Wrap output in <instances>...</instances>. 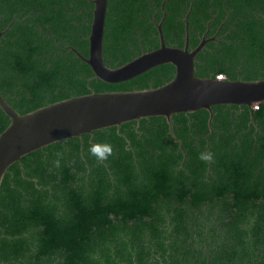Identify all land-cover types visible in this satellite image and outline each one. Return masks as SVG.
I'll use <instances>...</instances> for the list:
<instances>
[{"label": "trees", "instance_id": "16d2710c", "mask_svg": "<svg viewBox=\"0 0 264 264\" xmlns=\"http://www.w3.org/2000/svg\"><path fill=\"white\" fill-rule=\"evenodd\" d=\"M93 0H0V91L20 113L92 91L155 88L161 64L112 83L89 56ZM166 43L196 75L264 78V0H109L103 54L121 66ZM222 29L216 34L217 28ZM216 34V35H215ZM170 45V44H169ZM152 116L23 156L0 188V264H264V104ZM10 118L0 107V132ZM113 155L98 163L92 144ZM211 152L212 162L200 159ZM59 160V165L55 163Z\"/></svg>", "mask_w": 264, "mask_h": 264}, {"label": "water", "instance_id": "95a60500", "mask_svg": "<svg viewBox=\"0 0 264 264\" xmlns=\"http://www.w3.org/2000/svg\"><path fill=\"white\" fill-rule=\"evenodd\" d=\"M93 19L89 34V56L74 51L90 66L95 77L112 83L132 79L165 63L175 67L174 76L155 88L127 91H92L56 101L35 110L20 113L0 91V107L10 124L0 132V188L5 173L26 154L46 145L93 133L97 129L152 116H164L172 130V117L179 112L207 109L212 129L213 106L223 104H264V78L257 80L223 79L196 75L195 58L206 42L204 37L189 49V24L186 23L185 45H167L162 30L164 18L157 23L160 46L143 52L129 62L111 67L103 54L104 30L109 0H93ZM2 30L0 26V43Z\"/></svg>", "mask_w": 264, "mask_h": 264}, {"label": "clouds", "instance_id": "9594fccd", "mask_svg": "<svg viewBox=\"0 0 264 264\" xmlns=\"http://www.w3.org/2000/svg\"><path fill=\"white\" fill-rule=\"evenodd\" d=\"M219 74H223V73H219ZM216 78H217V75H216ZM226 78H224V79H226ZM218 80H223V79H218ZM253 106L254 105H252V107ZM89 153L96 158L98 163H103V162H106L109 159V157L113 155V147L109 143H104L103 145L92 144L89 148ZM199 158L204 160L205 162H212L213 161V154L211 152L201 153ZM55 163L58 166L59 160H57Z\"/></svg>", "mask_w": 264, "mask_h": 264}, {"label": "flooded vegetation", "instance_id": "af4514ba", "mask_svg": "<svg viewBox=\"0 0 264 264\" xmlns=\"http://www.w3.org/2000/svg\"><path fill=\"white\" fill-rule=\"evenodd\" d=\"M164 17H165V16H163L162 19H163ZM162 19H161V20H162ZM164 19H165V18H164ZM159 23H160V22H159ZM162 25H163V24H162ZM157 27H158V26H157ZM157 29H158V28H157ZM221 29H222V27L219 26V27L217 28L216 34L219 33V32L221 31ZM209 31H210V30L207 29V31L204 32V34H203L201 40H202L204 37H208L207 35H208ZM216 34H215V35H216ZM214 37H215V36H214ZM159 39H160V38H159ZM165 42H166V40H165ZM207 42H208V41H207ZM207 42H206V44H207ZM189 43H190V40H189ZM166 44H167V43H166ZM169 44L175 46V45L172 44V43H169ZM169 44H167V45H169ZM206 44H205V45H206ZM184 45H185V43H184ZM189 49L191 50L192 48L189 47Z\"/></svg>", "mask_w": 264, "mask_h": 264}, {"label": "built area", "instance_id": "2783aa9c", "mask_svg": "<svg viewBox=\"0 0 264 264\" xmlns=\"http://www.w3.org/2000/svg\"><path fill=\"white\" fill-rule=\"evenodd\" d=\"M217 78H218V79H224V78H226V75H225V74H218V75H217ZM253 108H254L255 110L259 109V104H254Z\"/></svg>", "mask_w": 264, "mask_h": 264}]
</instances>
